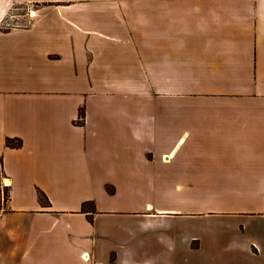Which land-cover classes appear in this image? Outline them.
Wrapping results in <instances>:
<instances>
[{
	"label": "crops",
	"instance_id": "obj_1",
	"mask_svg": "<svg viewBox=\"0 0 264 264\" xmlns=\"http://www.w3.org/2000/svg\"><path fill=\"white\" fill-rule=\"evenodd\" d=\"M29 4L0 27V264H264V0L0 25Z\"/></svg>",
	"mask_w": 264,
	"mask_h": 264
},
{
	"label": "rangeland",
	"instance_id": "obj_2",
	"mask_svg": "<svg viewBox=\"0 0 264 264\" xmlns=\"http://www.w3.org/2000/svg\"><path fill=\"white\" fill-rule=\"evenodd\" d=\"M15 8L16 9L14 10V14L22 15L21 19L20 18H18V19L17 18L12 19V18L9 17L8 20H3L1 22V25H0L1 28L6 29V30L14 29V28H12L15 25V23H13V22L14 21L17 22V20H19L21 24L27 26L30 23V20H28V18L26 16V14L28 12V9L29 10L30 9H34L37 12L39 11V6L37 4H29V5H23V6H15ZM33 21H34V19L31 20V23L28 25L27 28H29V27L32 26ZM4 23H5V25H4ZM0 175L2 176L1 162H0ZM2 191L4 192V197L7 198L9 192H8V190H7L6 187H4V186L1 185V192ZM89 208H92V207H89Z\"/></svg>",
	"mask_w": 264,
	"mask_h": 264
},
{
	"label": "built area",
	"instance_id": "obj_3",
	"mask_svg": "<svg viewBox=\"0 0 264 264\" xmlns=\"http://www.w3.org/2000/svg\"><path fill=\"white\" fill-rule=\"evenodd\" d=\"M15 9H16L15 6H13L11 8V10H10V12H9V14H8V16H7V18L5 20H8L9 17L12 18V19H14V18H17V19L20 18L21 19L22 15L14 14V10ZM33 13H34V15H33ZM36 13H37L36 10H34V9H30L29 10L28 9V12H27L26 16H27L28 20H30V23H31V20L35 18ZM18 21L19 20H17V22H15V21L13 22V23H15V25L12 28H14V29L27 28L28 25L30 24V23L28 25L26 24L27 26H25V25L21 24L20 21L19 22ZM4 25H5V23H4ZM1 193H2V198H4V192L2 191Z\"/></svg>",
	"mask_w": 264,
	"mask_h": 264
},
{
	"label": "trees",
	"instance_id": "obj_4",
	"mask_svg": "<svg viewBox=\"0 0 264 264\" xmlns=\"http://www.w3.org/2000/svg\"><path fill=\"white\" fill-rule=\"evenodd\" d=\"M82 119H84V112H83V111L81 112V120H82ZM7 145H8L9 147H21L22 144H21V141H20V140L10 139V138H9V139L7 140ZM8 198H9V194H8L7 198L4 197L3 200H4V201H7ZM40 199H41V202H42L43 204H46L47 201H48V199H47V197H46V195H45L44 193H41V195H40Z\"/></svg>",
	"mask_w": 264,
	"mask_h": 264
},
{
	"label": "bare ground",
	"instance_id": "obj_5",
	"mask_svg": "<svg viewBox=\"0 0 264 264\" xmlns=\"http://www.w3.org/2000/svg\"><path fill=\"white\" fill-rule=\"evenodd\" d=\"M33 15H34V13H33Z\"/></svg>",
	"mask_w": 264,
	"mask_h": 264
}]
</instances>
